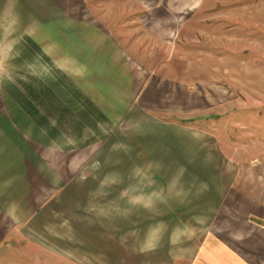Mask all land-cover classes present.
<instances>
[{
  "label": "rangeland",
  "instance_id": "obj_1",
  "mask_svg": "<svg viewBox=\"0 0 264 264\" xmlns=\"http://www.w3.org/2000/svg\"><path fill=\"white\" fill-rule=\"evenodd\" d=\"M263 148L264 0H0V264H190Z\"/></svg>",
  "mask_w": 264,
  "mask_h": 264
},
{
  "label": "crops",
  "instance_id": "obj_2",
  "mask_svg": "<svg viewBox=\"0 0 264 264\" xmlns=\"http://www.w3.org/2000/svg\"><path fill=\"white\" fill-rule=\"evenodd\" d=\"M158 76H165V74L158 73ZM157 86L159 85L153 86L147 84L139 98L141 100L144 99V103L146 102L148 104L151 103L150 99L153 98L155 104L153 109L157 110L160 107L165 115L173 114L175 112L182 113L183 111L176 109L174 103L170 104L169 107H163V105L161 106L157 104L158 93L160 92L158 90H161L160 88L158 89ZM186 91L183 93V96L187 97L189 102L184 106L186 109H183V114L189 116L197 113L195 110L196 92L191 89ZM165 96L166 95L163 97L165 98ZM142 106L144 105L142 104ZM205 122L210 121L206 120ZM216 123L215 120H212L210 125L213 126L216 125ZM187 130L188 129H182V131ZM176 131L177 129L175 128L173 132ZM202 131L203 132L198 131L197 135L193 132L189 133L194 135V139L201 141L202 137L198 133L208 132L206 130ZM213 131L214 129H212V132ZM212 132L208 133L213 135ZM190 146H186L187 149H185L186 155L188 156L192 155L189 151H194L199 147H203L200 144L194 143ZM180 152H183L182 148L180 149ZM261 152L262 153L259 154L257 162L254 161L253 165L245 166V164H241L242 172L239 170L235 173L232 181L220 180L215 186L218 190L216 196L212 198L214 199V203H216L217 200L218 207L214 211L217 213L216 216L218 220H225L227 223L224 228H221V231L217 230V232H212L205 237L200 245V249L196 251L197 253L194 260L191 261L190 264H264V148ZM236 153V151L231 153L223 152L225 157L231 160L236 156ZM186 165L191 166L189 163H186ZM195 166L202 167L199 168L200 170H188L204 173H207L208 171L216 174L224 173L226 170L232 168L230 166L199 165L196 163ZM237 167L240 169L239 166ZM254 167L258 169L257 180H254L250 174V169H253ZM245 168L249 169V171H247V174L249 175L245 174ZM216 177L218 176L212 174L214 182ZM210 188H214L212 184L210 185ZM231 190H233V193ZM158 264L171 263L168 260H162L161 262H158ZM174 264H186V262L178 261Z\"/></svg>",
  "mask_w": 264,
  "mask_h": 264
}]
</instances>
